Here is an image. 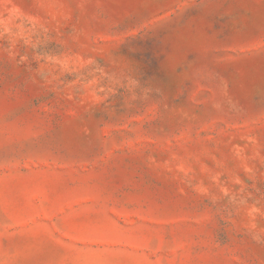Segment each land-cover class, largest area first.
<instances>
[{
  "label": "rangeland",
  "instance_id": "1",
  "mask_svg": "<svg viewBox=\"0 0 264 264\" xmlns=\"http://www.w3.org/2000/svg\"><path fill=\"white\" fill-rule=\"evenodd\" d=\"M0 264H264V0H0Z\"/></svg>",
  "mask_w": 264,
  "mask_h": 264
}]
</instances>
